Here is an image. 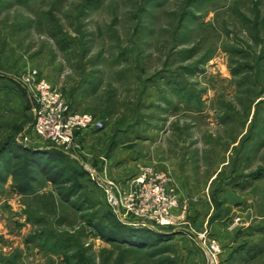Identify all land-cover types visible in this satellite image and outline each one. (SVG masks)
I'll use <instances>...</instances> for the list:
<instances>
[{
  "label": "rangeland",
  "instance_id": "rangeland-1",
  "mask_svg": "<svg viewBox=\"0 0 264 264\" xmlns=\"http://www.w3.org/2000/svg\"><path fill=\"white\" fill-rule=\"evenodd\" d=\"M32 69L102 127L67 150L34 134ZM144 171L171 223L107 202ZM200 238L264 264V0H0V264H207Z\"/></svg>",
  "mask_w": 264,
  "mask_h": 264
},
{
  "label": "built area",
  "instance_id": "built-area-1",
  "mask_svg": "<svg viewBox=\"0 0 264 264\" xmlns=\"http://www.w3.org/2000/svg\"><path fill=\"white\" fill-rule=\"evenodd\" d=\"M21 77V82L34 103L31 130L38 137L67 150L79 130L91 126L102 127V121L92 114L71 110L59 90L48 80L39 77L36 70H27ZM87 169L88 174L94 177V170ZM145 173L150 174L149 171H144L142 176L136 178L135 186L129 188H120L114 183L103 181L107 202L117 217H143L148 222L160 225L171 223V211L177 207L175 197L168 195L166 188L152 181ZM199 247L207 264H218L221 248L215 240L200 238Z\"/></svg>",
  "mask_w": 264,
  "mask_h": 264
},
{
  "label": "crops",
  "instance_id": "crops-1",
  "mask_svg": "<svg viewBox=\"0 0 264 264\" xmlns=\"http://www.w3.org/2000/svg\"><path fill=\"white\" fill-rule=\"evenodd\" d=\"M110 158V157H109ZM107 166L112 165L115 169H113L112 171L114 172L113 174L115 177H113L116 182H118L120 185H126L127 183H129V181H127V178L131 175H133L134 173V167H132V164H106ZM158 168L163 169L164 171H166L168 173V171L172 174V176H174L175 181L178 182L180 184V190H182V187L184 186V182H183V173H178L177 172V168L174 167L176 165L174 164H157ZM108 170V169H107ZM104 171V172H103ZM130 171V172H129ZM101 172L106 173L105 170H101ZM136 172V171H135ZM188 175V174H187ZM186 176V175H185ZM188 177V176H186ZM185 187V186H184ZM183 191V190H182ZM180 191V192H182ZM230 246V245H229ZM229 248V247H228ZM227 248V249H228Z\"/></svg>",
  "mask_w": 264,
  "mask_h": 264
},
{
  "label": "trees",
  "instance_id": "trees-1",
  "mask_svg": "<svg viewBox=\"0 0 264 264\" xmlns=\"http://www.w3.org/2000/svg\"><path fill=\"white\" fill-rule=\"evenodd\" d=\"M123 225L122 224H120L118 221H114L113 222V228H114V230H116V229H123ZM125 228V227H124ZM129 230V232H132V234L133 233H137L136 231H139L140 233H143V234H146V233H148L147 231L148 230H144V229H141V230H134V229H131V228H129L128 229ZM150 231V230H149ZM152 231V230H151Z\"/></svg>",
  "mask_w": 264,
  "mask_h": 264
}]
</instances>
